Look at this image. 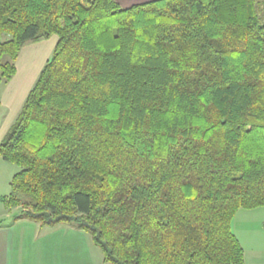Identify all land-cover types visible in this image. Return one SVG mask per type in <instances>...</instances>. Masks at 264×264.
Listing matches in <instances>:
<instances>
[{
    "label": "trees",
    "instance_id": "1",
    "mask_svg": "<svg viewBox=\"0 0 264 264\" xmlns=\"http://www.w3.org/2000/svg\"><path fill=\"white\" fill-rule=\"evenodd\" d=\"M256 3L0 0V81L57 35L0 142L19 167L6 207L87 233L108 264H245L232 220L264 206Z\"/></svg>",
    "mask_w": 264,
    "mask_h": 264
},
{
    "label": "crops",
    "instance_id": "2",
    "mask_svg": "<svg viewBox=\"0 0 264 264\" xmlns=\"http://www.w3.org/2000/svg\"><path fill=\"white\" fill-rule=\"evenodd\" d=\"M150 0H117L122 7ZM259 211V225L248 226ZM232 230L244 250L245 264H264V206L239 209ZM233 221V220H232ZM0 264H108L89 235L72 225L41 226L25 218L0 221Z\"/></svg>",
    "mask_w": 264,
    "mask_h": 264
},
{
    "label": "rangeland",
    "instance_id": "3",
    "mask_svg": "<svg viewBox=\"0 0 264 264\" xmlns=\"http://www.w3.org/2000/svg\"><path fill=\"white\" fill-rule=\"evenodd\" d=\"M256 1L257 16L260 22L264 23V0ZM9 37V34L3 33L1 39L6 40ZM56 40L57 35L52 34L41 41L21 47L17 58L13 61L16 67L15 73L10 79L0 81V142L15 122L28 92L38 79L42 67L52 56ZM2 61H10V58L4 55ZM18 169L19 167L15 164L0 157V221H8L20 213V207L9 209L3 202V197L11 191L9 183ZM257 212L259 211L250 213L248 226L259 225L261 215H258L260 213Z\"/></svg>",
    "mask_w": 264,
    "mask_h": 264
}]
</instances>
